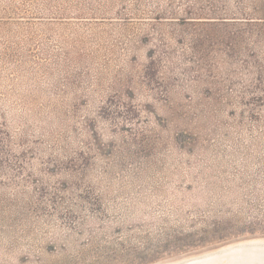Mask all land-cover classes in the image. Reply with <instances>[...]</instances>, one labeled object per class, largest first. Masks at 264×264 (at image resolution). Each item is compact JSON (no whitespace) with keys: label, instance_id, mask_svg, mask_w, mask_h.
I'll use <instances>...</instances> for the list:
<instances>
[{"label":"rangeland","instance_id":"374dc122","mask_svg":"<svg viewBox=\"0 0 264 264\" xmlns=\"http://www.w3.org/2000/svg\"><path fill=\"white\" fill-rule=\"evenodd\" d=\"M258 237L264 0H0V264Z\"/></svg>","mask_w":264,"mask_h":264},{"label":"bare ground","instance_id":"6f19581e","mask_svg":"<svg viewBox=\"0 0 264 264\" xmlns=\"http://www.w3.org/2000/svg\"><path fill=\"white\" fill-rule=\"evenodd\" d=\"M165 264H264V238L230 243L202 255Z\"/></svg>","mask_w":264,"mask_h":264},{"label":"trees","instance_id":"16d2710c","mask_svg":"<svg viewBox=\"0 0 264 264\" xmlns=\"http://www.w3.org/2000/svg\"><path fill=\"white\" fill-rule=\"evenodd\" d=\"M221 20V21H220ZM254 19H252V21H248V22H254ZM190 22H194L192 24H205V25H214L217 24L216 22H239L236 21L235 19H226V18H218V17H211V18H205V17H192V19L190 20ZM219 30H215V29H206L205 34H206V38H208L209 40L212 38L213 35L218 34ZM201 38H197L196 42L199 41ZM200 43V42H199ZM199 44H195L196 47H198Z\"/></svg>","mask_w":264,"mask_h":264}]
</instances>
